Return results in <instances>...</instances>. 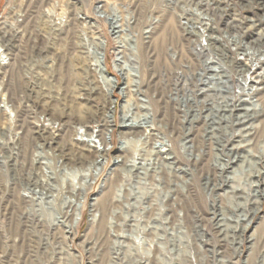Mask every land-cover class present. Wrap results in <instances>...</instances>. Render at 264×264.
I'll return each mask as SVG.
<instances>
[{
    "label": "rangeland",
    "instance_id": "1",
    "mask_svg": "<svg viewBox=\"0 0 264 264\" xmlns=\"http://www.w3.org/2000/svg\"><path fill=\"white\" fill-rule=\"evenodd\" d=\"M108 1L124 13L131 7L137 29L152 12L162 15L138 40V84L128 77L131 96L115 107L119 88L110 94L87 71L78 36L76 10L90 12L92 0L8 1L0 27L14 57L6 86L19 116L0 113V264H264V0L254 10L210 11L217 34L226 31L225 46L240 34L260 51L262 110L243 120L238 102L249 97L238 87L236 52L227 48L220 72L199 74L202 60L190 54L167 0ZM122 105L132 124L126 129ZM81 128L98 129L103 141L111 134L115 145L99 166L92 165L102 154L75 141ZM124 138L132 145L121 152ZM44 151L54 163V192L72 188L65 164L87 181L80 202L52 200L59 211L52 217L32 213L38 203L22 197L24 186L43 181ZM74 211L82 220L71 226Z\"/></svg>",
    "mask_w": 264,
    "mask_h": 264
},
{
    "label": "built area",
    "instance_id": "2",
    "mask_svg": "<svg viewBox=\"0 0 264 264\" xmlns=\"http://www.w3.org/2000/svg\"><path fill=\"white\" fill-rule=\"evenodd\" d=\"M8 1H5L0 11V21L5 16L7 8L10 9ZM245 1L237 0L236 3H233L230 0H167L168 6L171 4L173 10L178 14L179 24L188 41L190 54L202 60L197 66L202 65L204 71L201 73L197 71L199 74H216L220 72L222 67L219 65V60L227 58L231 50V53L236 52L238 62L240 63L239 71L241 74L238 80V87L243 88L249 97V99L238 102L246 106L244 112L242 110V120L250 112L252 115H255L257 112L256 104L258 99L255 98L257 95H255L254 89L258 87L256 86V75L258 74L260 62V51L254 41L245 38L244 35L242 37L240 34L231 36L232 38L229 40L230 44L225 46L226 31L223 34H217V32H221L218 27H215L217 17L214 14L211 15L210 11L222 12L236 8L242 10H254L258 8L256 0ZM76 18L79 24V40L85 47L87 53V71L96 76L105 89L108 87L107 85L111 86L113 91L114 88H119V96H114L113 92V105L115 107V104H118L119 101L126 100L125 90H122L126 85L128 77H132L133 85L138 84V40L150 37L154 27L161 22L162 15L152 12L149 16L144 17V27L137 29L136 26L139 25V17L131 7L126 8V13H124L121 7L115 3H109L108 0H92L90 12L80 7L76 10ZM103 27L106 29L104 32L101 29ZM4 28H6L5 25L0 27V113L5 115L9 120L15 121L19 116V111L9 97L6 86L7 70L13 66L14 57L5 42ZM100 42L102 44L98 46ZM110 42L114 44L113 47H109ZM215 43L219 45H214ZM229 47L231 50L227 49ZM109 58L111 62L110 68L107 65ZM103 74H106L108 78ZM223 88L228 87L223 86ZM250 97H252L253 101ZM0 133L6 135L1 131ZM22 136H24V133ZM103 140L104 138L102 134H99L98 129H93L90 133L84 128L79 129L78 136L75 139L76 143H88L92 149L102 154L97 159L99 161H96V164L92 166H99V163L105 158L107 153L103 151L104 147L108 149V152L115 145L110 133L107 134V141ZM131 145V141L124 138L119 140L118 149L124 152ZM162 151H165V149ZM40 152L42 151L38 153ZM43 156L45 159L39 158L45 164L44 172H42L43 181L36 184L30 182L27 186H24L22 197L29 203H38L39 209L33 210L32 213L36 211V213H40L42 216L52 217L55 211L52 210V200L62 204L78 202L82 194L81 191L87 181H80V177L85 175L82 169L80 170L79 167H72L65 164L64 175L70 180L72 188L69 190L65 186L59 187L57 185V192H54L53 186L51 187L49 181L51 174L48 170V168L50 169L51 166H54L53 159H48L45 156V151L43 152ZM121 162L122 158L114 157L113 164H120ZM59 163L61 164V162ZM104 187L105 185L100 186L96 195L92 197V205L98 201ZM65 212V210L62 211V214ZM71 214L73 215L72 218L75 226V224L82 220L81 212L74 211ZM89 214L90 216L92 215L91 210Z\"/></svg>",
    "mask_w": 264,
    "mask_h": 264
},
{
    "label": "bare ground",
    "instance_id": "3",
    "mask_svg": "<svg viewBox=\"0 0 264 264\" xmlns=\"http://www.w3.org/2000/svg\"><path fill=\"white\" fill-rule=\"evenodd\" d=\"M101 44H102V43L100 42V45H101ZM103 75H104L106 78H108V76H107L106 74H103ZM104 76H102V77L104 78ZM129 80H130V79H129ZM127 83H128V84L124 87L123 91L125 90L124 93H126V98L128 99V98L131 96V94H130V91H131V90L128 89V88H130V87H129V84H130V83H129L128 81H127ZM256 89H257V87H256L254 90H256ZM132 90H133V89H132ZM112 92H113V89H112V87H111L110 90H109V93L111 94ZM122 106L124 107V113L122 114V122H123V123H121V125H122V127H123L124 129H126V128H128L129 126H131L132 124H131V122L129 121V114H128V108H129V107L127 106L128 108H125L126 106H124V105H122ZM256 107H257L256 109L259 110V111L256 110V111H257L256 113L261 112L262 107H260L259 104H256ZM112 108H113V107L110 108V111H109L108 114H107L109 119H111L112 116H113V115H112V112H113V111H112ZM139 125H140V124H139ZM140 126L143 127L144 125L141 124ZM103 149H104L103 151L108 150L106 147H104ZM100 152H101V150H100ZM103 153H104V152H103ZM81 193H82V192H81ZM80 198H81V197H80ZM78 202H80V201H78ZM71 203H72V202H71ZM78 206H79V204L77 203V207H78ZM77 209H78V208H77ZM95 210L97 211V209H95ZM92 221H94V220H92ZM92 221H91V222H92ZM71 226H74V222L71 223Z\"/></svg>",
    "mask_w": 264,
    "mask_h": 264
}]
</instances>
